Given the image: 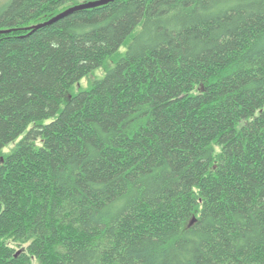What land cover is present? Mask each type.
I'll return each mask as SVG.
<instances>
[{
	"label": "trees",
	"instance_id": "1",
	"mask_svg": "<svg viewBox=\"0 0 264 264\" xmlns=\"http://www.w3.org/2000/svg\"><path fill=\"white\" fill-rule=\"evenodd\" d=\"M90 1L0 8V264H264V0Z\"/></svg>",
	"mask_w": 264,
	"mask_h": 264
},
{
	"label": "rangeland",
	"instance_id": "2",
	"mask_svg": "<svg viewBox=\"0 0 264 264\" xmlns=\"http://www.w3.org/2000/svg\"><path fill=\"white\" fill-rule=\"evenodd\" d=\"M11 0H0V8H2L5 4H7L8 2H10ZM102 75H104V71L102 69H99L97 71H95L94 73H92L91 75H88L86 77H84L81 80V87L83 89H87L90 84L92 83V81L96 78V77H101ZM77 87V86H76ZM26 134V132H24L23 134H21L16 140L8 143L4 149H3V154L6 155L8 154L14 147L15 145L19 142V140ZM38 144H42V140L41 138H39L37 140Z\"/></svg>",
	"mask_w": 264,
	"mask_h": 264
},
{
	"label": "water",
	"instance_id": "3",
	"mask_svg": "<svg viewBox=\"0 0 264 264\" xmlns=\"http://www.w3.org/2000/svg\"><path fill=\"white\" fill-rule=\"evenodd\" d=\"M108 1H110V0H95V1H90V2L83 3V4L78 5V6L71 7L69 9L65 10L64 12L58 14L57 16L51 18L50 20H47L45 22H41V23L35 24L33 26H30L29 28L32 29V30H34V29L39 28V27H42L44 25L53 23L54 21H56L59 18L67 15L68 13L73 12L77 8H90V7H94V6H97V5L104 4V3L108 2ZM3 31H6V30H3ZM191 223H194V220H192Z\"/></svg>",
	"mask_w": 264,
	"mask_h": 264
}]
</instances>
